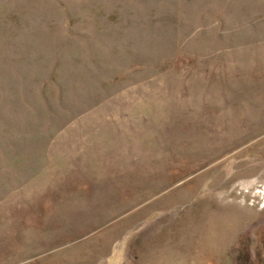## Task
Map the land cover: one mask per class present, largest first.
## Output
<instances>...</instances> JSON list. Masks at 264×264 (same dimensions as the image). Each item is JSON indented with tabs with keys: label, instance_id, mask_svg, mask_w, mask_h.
I'll use <instances>...</instances> for the list:
<instances>
[{
	"label": "rangeland",
	"instance_id": "rangeland-1",
	"mask_svg": "<svg viewBox=\"0 0 264 264\" xmlns=\"http://www.w3.org/2000/svg\"><path fill=\"white\" fill-rule=\"evenodd\" d=\"M0 264H264V0H0Z\"/></svg>",
	"mask_w": 264,
	"mask_h": 264
}]
</instances>
